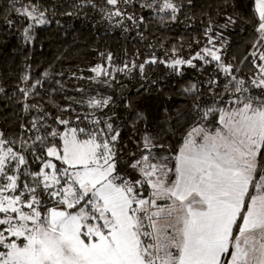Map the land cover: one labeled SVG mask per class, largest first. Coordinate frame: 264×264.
<instances>
[{
	"label": "snow or ice",
	"instance_id": "snow-or-ice-1",
	"mask_svg": "<svg viewBox=\"0 0 264 264\" xmlns=\"http://www.w3.org/2000/svg\"><path fill=\"white\" fill-rule=\"evenodd\" d=\"M129 2L106 0L112 6L106 18L138 26L143 17L120 7ZM140 7L177 20L173 0H145ZM252 10L256 40L249 55L256 71L248 80L222 60L215 42L222 33L209 36L211 23L205 30L211 47L187 59L174 49V59L159 61L177 75L181 66L196 68L194 61L215 62L225 79L210 106L194 105L199 115L174 153L169 146L161 155L165 145L146 131L122 163L120 130L111 116H96L112 97L99 94L73 100L92 111L81 115L69 105L61 110L69 118L57 116L55 126L41 113L27 139L0 133V264H264V0H253ZM11 11L28 21L26 42L34 27L49 23L35 3L11 0ZM234 23L228 17L220 27ZM90 71L95 76L88 79L110 75L100 64ZM208 85L215 95L220 81ZM20 91L27 99L30 90ZM24 107L40 112L38 105Z\"/></svg>",
	"mask_w": 264,
	"mask_h": 264
},
{
	"label": "trees",
	"instance_id": "trees-1",
	"mask_svg": "<svg viewBox=\"0 0 264 264\" xmlns=\"http://www.w3.org/2000/svg\"><path fill=\"white\" fill-rule=\"evenodd\" d=\"M21 2L38 4L49 23L34 27L33 39L26 42L22 33L28 21L11 11V0H0V133L9 139H27L32 135L26 129L41 113L48 114L47 123L55 126L57 116L69 118L70 113L61 111L69 105L81 115L92 111L73 100L99 94L112 97L109 107L96 111V116L102 119L111 116L112 123L120 130L118 146L123 153L122 163L127 162L130 151H136V142L146 131L165 145L161 155L169 154V146L174 153L184 132L199 115L194 105L210 106L223 91L225 79L223 73L216 71L215 62L205 66L194 61L196 68L181 66L182 75H177L159 61L174 59V49L185 59L195 55L207 45L205 30L210 23L213 31L208 35L222 33L215 41L216 46L221 47L222 60L233 65L234 74L248 80L256 71L249 55L256 40L253 0H173L179 9L176 21L168 19V13L157 14L141 8L145 0L121 4V9L137 20L143 17L138 26L126 19L122 25L116 23L119 18L107 19L106 12L112 6L106 0ZM228 17L242 27L234 29L231 24L220 27ZM8 20L13 21L11 26ZM111 25L115 28H110ZM153 57L157 63H145ZM97 64L110 75L88 79L95 76L90 69ZM141 64H144L143 72L139 68ZM214 78L220 81L215 95L208 85ZM37 81L40 83L36 84ZM33 84H36L34 89ZM192 84L197 85L196 90L185 91ZM21 88L30 90L27 99ZM253 94H259V90L253 89ZM25 103L38 105L40 112L36 108L25 110ZM138 113L142 119H137ZM71 115L75 119V114ZM210 120L212 127L215 117ZM28 158L31 161L30 154ZM31 168L38 170L39 164L31 163Z\"/></svg>",
	"mask_w": 264,
	"mask_h": 264
},
{
	"label": "rangeland",
	"instance_id": "rangeland-1",
	"mask_svg": "<svg viewBox=\"0 0 264 264\" xmlns=\"http://www.w3.org/2000/svg\"><path fill=\"white\" fill-rule=\"evenodd\" d=\"M123 4V3H122ZM123 5H126V4H123ZM231 26H232V28H234V29H237V28H240V27H242V25L240 24V23H238V22H235L234 24H231ZM110 28H115L113 25H111V27Z\"/></svg>",
	"mask_w": 264,
	"mask_h": 264
}]
</instances>
